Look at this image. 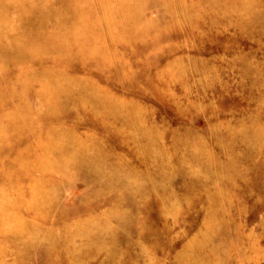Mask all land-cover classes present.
<instances>
[{
	"label": "rangeland",
	"instance_id": "374dc122",
	"mask_svg": "<svg viewBox=\"0 0 264 264\" xmlns=\"http://www.w3.org/2000/svg\"><path fill=\"white\" fill-rule=\"evenodd\" d=\"M48 2L66 22L50 48L16 42L17 10L9 0L0 6L8 28L0 37V264H264V0H68V9ZM86 88L98 98L84 99ZM60 89L71 98H59ZM61 130L90 140L68 150L86 147L89 160L102 159L101 178L55 162L49 148L67 144L54 139Z\"/></svg>",
	"mask_w": 264,
	"mask_h": 264
},
{
	"label": "bare ground",
	"instance_id": "6f19581e",
	"mask_svg": "<svg viewBox=\"0 0 264 264\" xmlns=\"http://www.w3.org/2000/svg\"><path fill=\"white\" fill-rule=\"evenodd\" d=\"M1 1H4V0H0V6H1ZM5 1H7V0H5ZM49 0H9V3H11L10 4V6H13L14 7V9H16L17 10V15H18V17H19V21H17V23L15 24V26H13L12 24L10 25V26H13L14 27V35L16 36V37H14L15 39H17L18 41H16V42H21L22 41V43H35V44H39V45H41V44H45V45H48L46 48H50V47H52V46H54V44L56 45L57 43H59L60 42V40L62 39H59V36H60V31H57V29H60V28H63V27H65L66 26V22L63 20V18L62 19H60V14H58L57 15V12H55V11H53V12H50L48 9H47V6H48V4H49V2H48ZM53 1V3H57V4H61V3H63V4H65L66 5V7H67V9H68V0H52ZM79 1V0H78ZM122 1H124V0H122ZM120 2H121V0H120ZM133 2V1H132ZM135 2V1H134ZM122 4H124V3H122ZM2 7H0V20L1 19H3L2 18V16H3V14H5V12L1 9ZM61 8V7H60ZM103 8V7H102ZM90 9V8H89ZM110 9V8H109ZM127 9V8H126ZM76 10H78V9H76ZM76 10L74 11V12H76ZM91 10V9H90ZM95 11L96 10H98V9H94ZM230 10H231V8H230ZM87 11V10H86ZM8 12V11H7ZM63 12V13H62ZM65 12H66V10H64V7L63 8H61V14H63V15H65ZM83 12H85V11H83ZM89 12V11H88ZM78 13V12H77ZM110 13H112V12H110ZM7 14V13H6ZM81 14V13H80ZM87 14V13H86ZM155 14V13H154ZM220 14V13H219ZM218 14V15H219ZM228 14V13H227ZM82 15V14H81ZM94 15V14H93ZM229 15V14H228ZM15 16H16V14H15ZM87 16V15H86ZM107 16V15H106ZM250 16V15H249ZM81 17V16H80ZM84 17V16H83ZM215 17V16H214ZM224 17H227V16H224ZM248 17V15L246 16V18ZM107 18H109V15H108V17ZM231 18H233V17H231ZM230 18V19H231ZM245 18V17H244ZM5 19H9V18H5ZM15 19V18H14ZM217 19V18H216ZM241 19H243V18H241ZM9 20H12V17H11V19H9ZM54 20V21H53ZM109 21V20H108ZM233 21V20H232ZM238 21V20H237ZM236 21V22H237ZM12 22V21H11ZM10 22V23H11ZM52 22V23H51ZM222 22V21H221ZM240 22V21H239ZM242 22V21H241ZM13 23V22H12ZM78 23V22H77ZM96 23V22H95ZM180 23H181V21H180ZM231 23V22H230ZM81 24V23H80ZM226 24V23H225ZM229 24V23H228ZM228 24H226L227 26H228ZM232 24H233V22H232ZM237 24V23H236ZM7 25V22L3 19L2 20V22L0 23V37H2L3 36V34L6 32L5 30L6 29H8V28H4L5 26ZM53 25V27H51ZM96 25L97 24H95V27H96ZM205 25H207V24H205ZM217 25V24H216ZM8 26H9V23H8ZM9 26V27H10ZM88 27H90V26H88ZM229 27V26H228ZM231 27V26H230ZM234 27V26H233ZM103 28V27H102ZM112 28V27H111ZM12 29V28H11ZM114 29V28H113ZM63 30H65L64 28H63ZM94 30V29H93ZM93 30H91V31H93ZM226 30V29H225ZM10 31V30H9ZM8 31V32H9ZM106 31V30H105ZM116 31V30H115ZM95 32V31H94ZM104 33V32H103ZM111 33L109 32V35H110ZM115 34V33H114ZM125 34V33H124ZM74 35V34H73ZM107 35V34H106ZM7 35H5V37H6ZM64 36V35H63ZM4 37V38H5ZM66 38V36H64L63 37V39H65ZM76 38V37H75ZM1 39V38H0ZM13 39V38H12ZM67 39V38H66ZM3 40V39H2ZM112 40V39H111ZM115 41V40H114ZM2 42V41H1ZM4 42V41H3ZM132 42V41H131ZM115 43V42H114ZM129 43V42H128ZM1 44V43H0ZM8 44H11V43H9L8 42ZM13 44V43H12ZM19 44H21V43H19ZM19 44H18V49L20 50V48H19ZM6 45V44H5ZM21 45H23V44H21ZM24 46V45H23ZM32 46V45H31ZM43 46V45H42ZM10 48H11V46H9ZM27 47V46H26ZM28 47H30V46H28ZM33 48V47H32ZM43 48V47H42ZM26 49V48H25ZM44 49V48H43ZM24 50V49H23ZM21 51V50H20ZM27 51V50H26ZM19 52V51H18ZM17 52V53H18ZM16 53V54H17ZM20 53H22V52H20ZM33 53V52H32ZM24 54V53H23ZM25 54H27V52L25 53ZM6 55H8V54H6ZM15 55V54H14ZM20 55V54H19ZM242 54L240 53V56H241ZM20 57H22V59H23V55L22 56H20ZM24 57H25V55H24ZM235 57H237V56H235ZM0 58H1V56H0ZM6 58V57H5ZM4 58V59H5ZM12 58H14V56H12ZM19 58V57H18ZM28 58V57H27ZM22 59H20L21 61H22ZM29 59H30V57H29ZM34 59V58H33ZM2 60V59H1ZM5 60H7V62H8V58L7 59H5ZM10 60H12V59H10ZM10 60H9V64H10ZM24 60V59H23ZM4 61V60H3ZM245 61V60H244ZM95 62V61H94ZM98 62V61H97ZM1 63H3V62H1ZM5 64V63H4ZM7 64V63H6ZM229 64H230V62H229ZM243 71V70H242ZM260 71V70H259ZM258 71V72H259ZM53 72V71H52ZM45 73V72H44ZM50 73H51V71H50ZM48 74V73H47ZM58 74H56V76H57ZM51 76V75H50ZM255 76V75H254ZM257 76V75H256ZM53 77V76H52ZM56 78V77H55ZM176 79H177V77H175ZM50 79V78H49ZM54 78H52V80H53ZM56 79H58V78H56ZM80 79V78H79ZM55 80V79H54ZM76 80V79H75ZM261 80V79H260ZM73 81H74V79H73ZM50 82H52L51 81V79H50ZM64 82V81H63ZM68 83H71L70 81H67ZM79 82V81H78ZM80 82H81V80H80ZM56 83H57V80H56ZM58 83H60V81L58 82ZM67 83V84H68ZM74 83H76L77 84V82H75L74 81ZM85 83H86V81H85ZM88 83V85H89V82H87ZM52 84V83H51ZM61 84V83H60ZM66 84V83H65ZM66 84V85H67ZM91 84V83H90ZM61 85H63V84H61ZM65 85V86H66ZM69 85V84H68ZM71 85V84H70ZM86 85V84H85ZM58 86H59V84H58ZM58 86H55L56 88L58 87ZM72 86H74V85H72ZM92 86V85H91ZM47 87V86H46ZM52 87V86H51ZM53 87H54V85H53ZM71 86H68V88L66 89V90H68L69 88H70ZM60 88H61V86H60ZM74 88H75V86H74ZM91 89H92V87H90ZM90 88H86L87 90H83V92H81V95H83V97H84V99H91V98H93L95 95H94V92H93V90H89ZM69 90H71V89H69ZM73 90V89H72ZM71 90V91H72ZM148 90H150V89H148ZM56 91V90H55ZM70 91V92H71ZM104 91H107V90H104ZM147 91V90H146ZM152 91V90H151ZM65 91L63 90V89H60V95L62 94V93H64ZM75 92V91H74ZM72 93L73 94V96H75L74 94L75 93ZM79 92L80 91H78L77 93L79 94ZM108 92V91H107ZM259 92V91H258ZM59 93H57V94H59ZM100 93H102V92H100ZM152 93V92H151ZM172 93V92H171ZM71 93H64V94H62L61 96L59 95V98L60 97H64V98H67L68 99V97H69V95H70ZM105 94V93H104ZM80 95V94H79ZM78 95V96H79ZM100 95V94H99ZM77 96V97H78ZM100 96H103V95H100ZM115 96V95H114ZM113 96V97H114ZM76 97V96H75ZM74 97V98H75ZM80 97V96H79ZM78 97V98H79ZM116 97H118V96H116ZM69 98H71V97H69ZM77 98V99H78ZM96 98H98V96L96 97L95 96V98L94 99H96ZM102 98V97H101ZM100 98V99H101ZM81 99V98H80ZM105 99H107V98H105ZM104 99V100H105ZM114 99V98H113ZM132 99H133V97H132ZM61 100V99H60ZM72 100H74L73 98H72ZM83 100V99H82ZM93 100V99H92ZM102 100V99H101ZM133 100H135V99H133ZM57 101H58V99H57ZM79 101V100H78ZM131 101V100H130ZM40 102H42V101H40ZM63 102V101H62ZM67 101H65V102H63V103H66ZM69 102H71V101H69ZM68 102V103H69ZM76 102H77V100H76ZM85 102V101H84ZM126 102V101H125ZM259 102V101H258ZM257 102V103H258ZM43 103V102H42ZM59 103H60V101H59ZM75 103V102H74ZM79 103H80V101H79ZM79 103H76L77 104V106L79 105ZM87 103V102H86ZM89 103V102H88ZM104 103V102H103ZM118 103H120V101L118 102ZM123 103V102H122ZM128 103H130L129 101H128ZM133 102H131V105L133 106V104H132ZM260 103V102H259ZM61 104V103H60ZM73 104V103H72ZM75 104V105H76ZM91 104H93V103H90V105ZM97 104H99V103H97ZM109 104H111V103H109ZM108 104V105H109ZM114 104H115V102H114ZM113 104V105H114ZM117 104V103H116ZM125 104V103H124ZM140 104V103H139ZM138 104V105H139ZM24 105H26V104H24ZM32 105V104H31ZM30 105V106H31ZM42 104H40V106H41ZM48 105H50L49 103H48ZM58 105V104H57ZM81 105H83V104H81ZM88 105V104H87ZM86 105V106H87ZM102 105V104H101ZM107 105V104H106ZM105 105V106H106ZM108 105H107V107H108ZM126 105H127V102H126ZM126 105H124V106H126ZM130 105V104H129ZM128 105V106H129ZM26 106H28V105H26ZM25 106V107H26ZM29 106V107H30ZM43 106V105H42ZM51 106V105H50ZM53 106V105H52ZM84 106V105H83ZM93 106H94V104H93ZM115 106H118V105H115ZM128 106H126V107H128ZM142 106V105H141ZM28 107V108H29ZM45 107V106H44ZM43 107V108H44ZM46 107H49V106H47L46 105ZM60 107V106H59ZM63 107V106H62ZM67 107V106H66ZM98 107H100V106H98ZM114 107V106H113ZM121 107V106H120ZM136 107V106H135ZM132 108L133 110H135L136 108ZM31 108V107H30ZM29 108V109H30ZM57 108V107H56ZM91 108V107H90ZM89 108V109H90ZM110 108V107H109ZM112 108V107H111ZM116 108V107H115ZM26 109V108H25ZM28 109V110H29ZM41 109V108H40ZM75 109V108H74ZM98 109V108H97ZM103 109H105L104 107H103ZM103 109H102V112H103ZM139 109V108H138ZM19 110H21V109H19ZM24 110V109H23ZM23 110H22V112H23ZM36 110V109H35ZM38 110V109H37ZM44 110V109H43ZM61 110H63V109H61ZM76 110V109H75ZM74 110V111H75ZM115 110V109H114ZM140 110V109H139ZM30 111H31V109H30ZM34 111V110H33ZM46 111V110H45ZM85 111V110H84ZM123 111V110H122ZM131 111V110H130ZM53 112V111H52ZM65 112H68V111H64V113ZM73 112V111H72ZM77 112V111H76ZM79 112V111H78ZM98 112H100V111H98ZM105 112V114H106V116L105 117H110V112H106V111H104ZM125 112V111H124ZM135 112V111H134ZM31 113V112H30ZM40 113H41V111H40ZM71 113V112H70ZM82 113V112H81ZM97 113V112H96ZM120 113H121V111H120ZM132 113V112H131ZM139 114H140V112H138ZM23 114H24V112H23ZM33 114H35V113H33ZM47 114H48V112H47ZM76 114V113H75ZM86 114V113H85ZM101 114V113H100ZM119 114V113H118ZM122 114V113H121ZM124 114V113H123ZM126 114V113H125ZM125 114L123 115V117L125 116ZM133 114V113H132ZM137 114V113H136ZM139 114H137V115H139ZM40 115H42L43 116V114L41 113V114H39V116ZM60 115H61V112H60ZM65 115V114H64ZM81 115V114H80ZM87 115V114H86ZM112 115V114H111ZM116 115H117V113H116ZM22 116V115H21ZM24 116V115H23ZM28 116V115H27ZM27 116L25 115L24 117L25 118H27ZM34 116V115H33ZM33 116H28V117H32L33 118ZM84 116V115H83ZM102 116V115H101ZM113 116V115H112ZM126 116H128V115H126ZM133 116H134V114H133ZM23 117V118H24ZM54 117V116H53ZM60 117V116H59ZM113 117H115V116H113ZM129 117V116H128ZM135 117V116H134ZM140 117V116H139ZM22 118V117H21ZM20 118V119H21ZM82 118V117H81ZM103 118V117H102ZM129 118H131V117H129ZM128 118V119H129ZM19 119V118H18ZM85 119H88L87 117L85 118ZM97 119V118H96ZM95 119V120H96ZM107 122H108V119L107 118H104ZM124 119H127V117L125 118L124 117ZM132 120H133V118H131ZM135 119H137V117L135 118ZM249 119V118H248ZM27 120H28V118H27ZM104 120V121H105ZM113 120V119H112ZM111 120V121H112ZM116 120V119H115ZM21 121V120H20ZM110 121V122H111ZM117 121H119V119L117 120ZM126 121V120H125ZM79 122V121H78ZM98 122V121H97ZM113 122V121H112ZM109 123V124H111V126H115V124H116V122H115V124H113V123ZM122 122V121H121ZM128 122V121H127ZM134 122V121H133ZM139 122H140V120H139ZM144 122H145V120H144ZM123 123V122H122ZM132 123V122H131ZM130 122H129V128L131 127L132 128V124H131ZM142 123H143V121H142ZM141 123V124H142ZM127 124V123H126ZM135 124V123H134ZM117 125V124H116ZM29 126V125H28ZM136 126H139V125H137V121H136ZM141 126V125H140ZM27 128V127H26ZM115 128V127H114ZM130 128V129H131ZM134 128H136V127H134ZM242 128V127H241ZM256 128V127H255ZM121 129H123V128H121ZM128 129V128H127ZM96 130V129H95ZM132 130V129H131ZM134 130V129H133ZM90 131V130H89ZM92 131V130H91ZM31 132V131H30ZM50 132V131H49ZM51 132H52V130H51ZM57 132V131H56ZM60 133H63V135L64 136H62L61 137V134ZM60 133H59V131H58V133L57 134H60V136H55L54 137V139H56V140H58V141H60L61 139L62 140H64L67 144L65 145L64 143H61V144H58V143H56V144H54L53 143V146L54 147H50L49 149H53V152L52 151H50V150H48L49 152H52V153H54V150H55V152H57L58 153V158L56 159V158H53V161H55L54 159H56V161L55 162H58V161H62V160H65L66 162L68 161V162H71L72 163V161H73V163H74V165L77 167V166H80L79 168H81L82 170H85V171H87L89 174H91V175H94V176H99V178H101L102 177V171H104L103 170V168H102V165H101V163H102V159H99V158H96V159H93V157L92 158H90V160H89V154H90V151H88L89 152V154L87 155V152L86 151H84L85 149H86V147L85 148H82L81 147V151L79 150V152H78V150H77V154H76V151L74 152V154H73V152H69V150H70V148L72 147V144H73V141L74 142H77V143H79V145H80V143H82L83 141H88L89 139H86V140H84L79 134H77V132H75V136H73V135H71L69 132V135H66L62 130L60 131ZM86 133V132H85ZM93 133H94V131H93ZM97 133V132H96ZM126 133H128V132H126ZM125 133V134H126ZM152 133H153V131H152ZM10 134H12V133H10ZM30 134V133H29ZM81 134V133H80ZM131 134H133L134 135V132L133 133H131ZM147 134L149 135L148 136V138L150 137V134L147 132ZM251 134V133H250ZM23 135V134H22ZM47 135V134H46ZM45 135V136H46ZM53 135H56L55 133L53 134ZM90 135V134H89ZM128 135V134H127ZM145 135V134H144ZM246 135V134H245ZM11 136V135H10ZM20 136V135H19ZM18 136V137H19ZM40 136V135H39ZM92 136V135H91ZM96 136V135H95ZM140 136V135H139ZM147 136V135H146ZM99 137V136H98ZM133 137V136H132ZM136 137V136H135ZM251 137V136H250ZM9 138V137H8ZM40 138V137H39ZM91 138V137H90ZM93 138V137H92ZM105 138V137H104ZM129 138H130V136H129ZM138 138V137H137ZM243 139H245L244 137H242ZM254 138V137H253ZM41 139V138H40ZM95 139H97L96 137H95ZM140 139V138H139ZM149 139H151V137L149 138ZM153 139V138H152ZM252 139V138H251ZM250 139V140H251ZM9 140V139H8ZM13 140H15V139H13ZM21 140V139H20ZM19 140V141H20ZM124 140V139H123ZM132 140V139H131ZM17 141H18V139H17ZM57 141V142H58ZM90 141V140H89ZM97 141V140H96ZM133 141V140H132ZM148 141V140H147ZM151 141V140H150ZM245 142H246V140H244ZM3 142V141H2ZM22 142V141H21ZM254 142V141H253ZM4 143V142H3ZM15 143V142H14ZM39 143H41V142H39ZM103 143H104V141H103ZM138 143H139V141H138ZM244 143V142H243ZM246 143H248V141L246 142ZM250 143V142H249ZM248 143V144H249ZM18 144V143H17ZM44 144V143H43ZM48 144V143H47ZM75 144V143H74ZM85 144H86V142H85ZM105 144V143H104ZM137 144V143H136ZM247 144V145H248ZM2 145V144H1ZM5 145H6V143H5ZM5 145H3V146H5ZM11 145H13V144H11ZM40 145V144H39ZM49 145V144H48ZM93 145L94 144H92L91 145V147H93ZM135 145V144H134ZM255 145V144H254ZM28 146V145H27ZM74 146V145H73ZM76 146V145H75ZM81 146V145H80ZM83 146V145H82ZM86 146V145H85ZM130 146V145H129ZM137 146V145H136ZM152 146H155V145H152ZM151 146V147H152ZM251 146V145H250ZM255 146H258V145H255ZM254 146V147H255ZM11 147V146H10ZM10 147H3V148H10ZM25 147V146H24ZM40 147V146H39ZM44 147H46V146H44ZM68 147H69V150H68ZM77 148H78V146H76ZM91 147H90V150H91ZM139 147V146H138ZM1 148H2V146H1ZM34 148V147H33ZM36 148V147H35ZM41 148V147H40ZM95 148H96V146H95ZM99 148V147H98ZM258 148H260V145H259V147ZM257 148V150H259ZM27 149V148H26ZM29 149V148H28ZM28 149L26 150V151H28ZM37 149V148H36ZM35 149V150H36ZM78 149H80V148H78ZM89 149V148H88ZM93 149V148H92ZM97 149V148H96ZM140 149V148H139ZM153 149V148H152ZM154 149H156V147H154ZM160 149V148H159ZM174 149V148H173ZM10 150V149H9ZM39 150V149H38ZM47 150V149H46ZM72 150V149H71ZM140 150H143V148H141ZM140 150H138L139 152H140ZM251 150V149H250ZM256 150V151H257ZM0 151H2V150H0ZM98 151V149L95 151L94 150V152H97ZM100 151H101V148H100ZM100 151H98V152H100ZM156 151H158V150H156ZM261 151V150H260ZM28 152H31L30 150L28 151ZM35 152V151H34ZM105 152V151H104ZM152 152H154V151H152ZM161 152V150L159 151V153ZM262 152V151H261ZM21 153H22V151H21ZM44 153V152H43ZM42 152H41V154H43ZM100 153H102V152H100ZM99 153V154H100ZM141 153V152H140ZM158 153V152H157ZM163 153V152H162ZM175 153H176V151H175ZM51 154V153H50ZM152 154H154V153H152ZM155 154H156V152H155ZM249 154V153H248ZM252 154H253V152H252ZM256 154V153H255ZM137 155V154H136ZM157 156H158V154H156ZM164 155V154H163ZM259 155V154H258ZM264 155V154H263ZM39 156V155H38ZM38 156H36V157H38ZM50 156V155H49ZM54 156V155H53ZM52 156V157H53ZM73 156V157H72ZM139 156V155H138ZM142 156V155H141ZM43 157V156H42ZM41 157V158H42ZM101 157H103V154H102V156ZM122 157V156H121ZM247 157V156H246ZM39 158V157H38ZM142 158V157H141ZM156 158V157H155ZM250 158V157H249ZM258 158H260V157H258ZM49 159H51L50 157H49ZM105 159V158H104ZM29 160V159H28ZM33 160V159H32ZM46 160V159H45ZM106 160V159H105ZM256 160V159H255ZM50 161V160H49ZM63 162V161H62ZM61 162V163H62ZM104 162H107V161H104ZM247 162H248V158H247ZM3 163V162H2ZM52 163V162H51ZM57 164H59V163H57ZM104 164V163H103ZM216 164V163H215ZM60 165H62V164H60ZM108 165V164H107ZM52 166V165H51ZM53 166H55V164H53ZM68 166H69V164H68ZM106 166V165H105ZM253 166V165H252ZM256 166V165H255ZM254 166V167H255ZM60 167V166H59ZM70 167V166H69ZM68 167V168H69ZM126 167H128V166H126ZM9 168V167H8ZM61 168V170L62 169H64V170H66L65 168H67V167H65V168H63V167H60ZM120 168V167H119ZM133 168V167H132ZM256 168V167H255ZM51 169L53 170V171H55L54 169H53V167H51ZM112 169L114 170L115 168L114 167H112ZM125 169V168H124ZM135 169V168H134ZM194 169V168H193ZM217 169V168H216ZM215 169V170H216ZM108 170V169H107ZM130 170H131V168H130ZM136 170V169H135ZM63 171V170H62ZM68 171V170H67ZM116 171V170H115ZM118 171H120V170H118ZM122 171V170H121ZM128 171H129V169H128ZM132 171H134V170H132ZM173 171V170H172ZM225 171V170H224ZM9 172H10V170H9ZM137 172V175L139 176V174H138V171H136ZM201 172V171H200ZM217 172H219L218 170H217ZM8 173V172H7ZM69 173V172H68ZM71 173H72V171H71ZM112 173H114V172H112ZM131 173V172H130ZM216 173V172H215ZM227 173L228 172H226V176H227ZM235 173V172H234ZM70 174V173H69ZM120 174V173H119ZM123 174V173H122ZM122 174H121V176H122ZM149 174V173H148ZM207 174V173H206ZM209 174V173H208ZM210 174H212V171H211V173ZM236 175H237V173H235ZM65 175V174H64ZM114 175V174H113ZM135 175V174H134ZM136 175V176H137ZM222 175V174H221ZM229 175H230V173H229ZM231 175H232V173H231ZM101 176V177H100ZM208 176V175H207ZM210 176V175H209ZM215 176V175H214ZM235 176V175H234ZM34 177V176H33ZM116 177H117V175H116ZM119 177V176H118ZM124 177H125V175H124ZM129 178H130V176H128ZM235 177H238V175L237 176H235ZM242 177V176H241ZM120 178V177H119ZM122 178V177H121ZM127 178V177H126ZM139 178V177H138ZM217 178V177H216ZM227 178V177H226ZM233 178V177H232ZM231 178V179H232ZM96 179V178H95ZM134 179V178H133ZM220 179V178H219ZM231 179L229 180V181H231ZM30 180L32 181L33 180V178H30ZM103 180H104V178H103ZM120 180H122V179H120ZM129 180V179H128ZM132 180V179H131ZM138 180V179H137ZM156 180V179H155ZM221 180V179H220ZM38 181V180H37ZM95 181V180H94ZM114 181H115V183H116V180L114 179ZM122 181H124V180H122ZM130 181V180H129ZM153 181V180H152ZM159 181V180H158ZM248 181V180H247ZM21 182V181H20ZM19 182V183H20ZM38 182H40V181H38ZM44 182V181H43ZM141 182V181H140ZM213 182L214 183H216L214 180H213ZM80 183V182H79ZM86 183V182H85ZM121 183V182H120ZM119 183V184H120ZM125 183H127L126 181H125ZM132 183V182H131ZM135 183V182H134ZM134 183H132V184H134ZM137 183H138V181H137ZM152 183H154V182H152ZM151 183V184H152ZM159 183L161 184V183H164V181L163 182H160L159 181ZM166 183V182H165ZM164 183V184H165ZM213 183V184H214ZM32 184H33V181H32ZM46 184V183H45ZM84 184V183H83ZM117 184V183H116ZM128 184V183H127ZM141 184H142V182H141ZM140 184V185H141ZM159 184V185H160ZM200 184V183H199ZM249 184V183H248ZM247 184V185H248ZM20 185V184H19ZM34 185V184H33ZM32 185V186H33ZM39 186H40V184H38ZM37 185V186H38ZM112 185V184H111ZM114 185V184H113ZM130 185V184H129ZM135 185V184H134ZM137 186H139L138 184H136ZM143 185V184H142ZM141 185V186H142ZM153 186H154V184H152ZM42 186H44V185H42ZM85 186V185H84ZM128 186V185H127ZM126 185H125V187H127ZM213 186V185H212ZM47 187H50V186H47ZM46 187V188H47ZM159 187H161V186H159ZM164 187V186H163ZM166 187V186H165ZM164 187V188H165ZM214 187V186H213ZM51 188V187H50ZM114 188H115V186H114ZM128 188V187H127ZM130 188H131V186H130ZM136 188V187H135ZM158 188V187H157ZM164 188H162V189H164ZM168 188V187H167ZM41 189H45V188H42V187H40V190ZM126 189V188H125ZM160 189V188H159ZM211 189V188H210ZM215 189H216V186H215ZM214 189V190H215ZM25 190V189H24ZM34 190H36V189H34ZM154 190V189H153ZM165 190V189H164ZM163 190V192H165ZM208 190V189H207ZM212 190V189H211ZM213 190V191H214ZM20 192L21 191H23V190H19ZM42 192H45V190L43 191V190H41ZM124 191V190H123ZM136 191V190H135ZM191 191V190H190ZM203 191V190H202ZM218 190H216V192H217ZM50 192V191H49ZM56 192V191H55ZM129 192V191H128ZM131 192V191H130ZM133 193H134V191H132ZM138 192V191H137ZM1 193H3V192H1ZM54 193V192H53ZM155 193V192H154ZM161 193V192H160ZM159 193V194H160ZM209 193V192H208ZM207 193V194H208ZM18 194H19V192H18ZM25 194V193H24ZM29 194V193H28ZM43 194V193H42ZM51 194H52V192H51ZM135 194V193H134ZM165 194V193H164ZM211 194H213V193H211ZM217 194V193H216ZM6 195V194H5ZM45 195H46V193H45ZM122 195V194H121ZM123 195H124V193H123ZM158 195V194H157ZM163 195V194H162ZM168 195V194H167ZM170 195V194H169ZM168 195V197H170ZM193 195V194H192ZM195 195V194H194ZM4 196V195H3ZM25 196V195H24ZM23 196V197H24ZM51 196V195H50ZM57 195H55V197H56ZM181 196H183V195H181ZM215 196V195H214ZM0 197H1V195H0ZM6 197V196H5ZM43 197V196H42ZM54 197V196H53ZM59 197V196H58ZM156 197V196H155ZM160 197V196H159ZM162 197H164V195L162 196ZM166 197V196H165ZM185 197V196H184ZM216 197V196H215ZM4 198V197H3ZM52 198V196L50 197V199ZM122 198V197H121ZM120 198V199H121ZM171 198V197H170ZM210 198V197H209ZM217 198V197H216ZM18 199V198H17ZM49 199V200H50ZM90 199H91V197H90ZM140 199V198H139ZM165 199V198H164ZM180 199V198H179ZM178 199V200H179ZM186 200H187V198H185ZM190 199H191V197H190ZM211 199V198H210ZM217 199H219V198H217ZM216 199V200H217ZM221 199V198H220ZM225 199V198H224ZM23 200V199H22ZM25 200H27V199H25ZM41 200H45L46 201V199H44V198H42ZM125 200V199H124ZM163 199L161 198V201H162ZM166 200H168V199H166ZM174 200V199H173ZM185 200V202H188V201H186ZM212 200V199H211ZM215 200V201H216ZM3 201V200H2ZM55 201V200H54ZM58 201V199L56 200V202ZM169 201V200H168ZM177 201V200H176ZM180 201V200H179ZM192 201V200H191ZM190 201V202H191ZM210 201V200H209ZM4 202V201H3ZM8 202H9V200H8ZM31 202V201H30ZM50 202V201H49ZM126 202V201H125ZM162 202H164V201H162ZM170 202V201H169ZM180 202H182V199H181V201ZM5 203V202H4ZM3 203V204H4ZM13 203V202H12ZM19 203H20V201H19ZM28 203V202H27ZM120 203V202H119ZM122 203H123V199H122ZM167 203V202H166ZM31 204V203H30ZM124 204V203H123ZM165 204V203H164ZM168 204V203H167ZM174 204V203H173ZM203 204V203H202ZM6 205H8V204H6ZM26 205V204H25ZM99 205V204H98ZM122 205V204H121ZM142 205V204H141ZM160 205V204H159ZM166 205V204H165ZM175 205V204H174ZM183 205V204H182ZM188 205H189V203H188ZM9 206V205H8ZM27 206H29L28 204H27ZM30 206H32V205H30ZM49 206V205H48ZM54 206V205H53ZM56 206V205H55ZM119 206V205H118ZM170 206V205H169ZM50 207V209H51V206H49ZM139 207H140V205H139ZM159 207V206H158ZM215 207V206H214ZM225 207V206H224ZM2 208V207H1ZM37 208H38V206H37ZM209 208H211V207H209ZM208 208V209H209ZM8 209V208H7ZM11 209V208H10ZM123 209V208H122ZM179 209H183V208H179ZM208 209H206V210H208ZM15 210V209H14ZM30 210V209H29ZM36 210V209H35ZM155 210V209H154ZM161 211H162V213L163 214H165L166 213V208H164L163 206H162V208L160 209ZM218 210H221V209H218ZM23 211V210H22ZM48 211V210H47ZM123 211V210H122ZM170 211V210H169ZM212 211H213V209H212ZM217 211V210H216ZM21 212V211H20ZM171 212V211H170ZM208 212H209V210H208ZM220 212V211H219ZM7 213V212H6ZM9 213V212H8ZM7 213V214H8ZM100 213V212H99ZM158 213V212H157ZM172 213V212H171ZM175 213V212H174ZM210 213V212H209ZM216 213V212H215ZM94 214V213H93ZM98 214V213H97ZM97 214H94V215H97ZM124 214V213H123ZM135 214V213H134ZM22 215V214H21ZM101 215H102V213H101ZM100 215V216H101ZM114 215V214H113ZM127 215V214H126ZM136 215V214H135ZM210 215H212V214H210ZM89 216H90V214H89ZM112 216V215H111ZM128 216V215H127ZM180 216V215H179ZM186 216V215H185ZM1 217V216H0ZM181 217H183V216H181ZM214 217V216H213ZM103 218V217H102ZM110 218V217H109ZM117 218V217H116ZM115 218V219H116ZM119 218V217H118ZM212 218V217H211ZM215 218V217H214ZM120 219H122V218H120ZM119 219V220H120ZM127 219V218H126ZM178 219V218H177ZM177 219H175V220H177ZM206 219V218H205ZM209 219H210V217H209ZM208 218H207V220H209ZM213 219V218H212ZM4 220H5V218H4ZM105 220V219H104ZM125 220V219H124ZM181 220V219H180ZM203 220V219H202ZM201 220V221H202ZM214 220H216V219H214ZM1 221H3V220H1ZM6 221H8V220H6ZM102 221V220H101ZM106 221V220H105ZM105 221L103 222V224L105 223ZM113 221V220H112ZM127 221V220H126ZM126 221H125V223H126ZM150 221V220H149ZM166 221V220H165ZM185 221V220H184ZM191 222H193L192 220H190ZM5 222V221H4ZM11 222V221H10ZM121 222H122V220H121ZM128 222V221H127ZM152 222V221H151ZM155 222V221H154ZM171 222H172V220H171ZM178 222V221H177ZM187 222V221H186ZM2 224H3V222H1ZM111 223V222H110ZM164 223H167V222H164ZM182 223V222H181ZM206 223V222H205ZM211 223H213V222H211ZM217 223H218V221H217ZM23 224H25V223H23ZM100 224H102V223H100ZM105 224H108V223H105ZM111 224H113V225H115L114 223H111ZM117 224H119V221H118V223ZM116 224V225H117ZM122 224H124V223H122ZM122 224H120V225H122ZM157 224V223H156ZM188 224V223H187ZM191 223H189V225H190ZM214 224V223H213ZM11 225V224H10ZM26 225V224H25ZM39 225V224H38ZM98 225V224H97ZM109 225V224H108ZM115 225V227H117ZM119 225V226H120ZM173 225V224H172ZM192 225V224H191ZM210 225V224H209ZM24 226V225H23ZM111 227H112V225H110ZM158 226V225H157ZM170 226V225H169ZM176 226V225H175ZM186 226V225H185ZM184 226V227H185ZM212 226V225H211ZM243 226V225H242ZM39 227V226H38ZM124 227V226H123ZM160 227H162V226H160ZM159 227V228H160ZM177 227V226H176ZM194 227V226H193ZM201 227V226H200ZM2 228V227H1ZM20 228V227H19ZM96 228V227H95ZM118 229H119V227H117ZM120 228H121V226H120ZM125 228V227H124ZM209 228H210V226H209ZM208 228V229H209ZM217 228V227H216ZM14 229V228H13ZM23 229V228H22ZM112 229V228H111ZM199 229V228H198ZM200 229H202V228H200ZM5 230V229H4ZM25 230V229H24ZM123 230V229H122ZM121 230V231H122ZM203 230V229H202ZM213 230V229H212ZM241 230V229H240ZM17 231H19L18 229H17ZM39 231V230H38ZM93 231V230H92ZM114 231V230H113ZM127 231V230H126ZM210 231V230H209ZM25 232V231H24ZM28 232V231H27ZM41 232H43V231H40V233ZM94 232V231H93ZM112 232V231H111ZM116 232H118V231H116ZM128 232V231H127ZM130 232H131V230H130ZM174 232V231H173ZM198 232V231H197ZM240 232V231H239ZM242 232V231H241ZM1 233V232H0ZM4 233V232H3ZM14 233V232H13ZM21 233V232H20ZM114 233V232H113ZM124 233H126V232H124ZM129 233V232H128ZM209 233V232H208ZM30 234H32V233H30ZM67 234V233H66ZM94 234V233H93ZM97 234V233H96ZM105 234V233H104ZM140 234V233H139ZM142 234V233H141ZM152 233H150V235H151ZM198 234H201V233H199L198 232ZM216 234H217V232H216ZM5 235V234H4ZM28 235V234H27ZM40 234H38V236H39ZM92 235V234H91ZM107 235V234H106ZM109 235V234H108ZM119 235V234H118ZM130 235H131V233H130ZM129 235V236H130ZM150 235H149V237H150ZM154 235V234H153ZM184 235V234H183ZM202 235V234H201ZM100 236H102V235H100ZM100 236H99V238H100ZM110 236V235H109ZM111 236H113V235H111ZM132 236V235H131ZM197 236V235H196ZM208 236H210V235H208ZM216 236V235H215ZM30 237V236H29ZM115 237H116V234H115ZM155 237V236H154ZM161 237V236H160ZM205 237H207V236H205ZM204 237V238H205ZM24 238H26L25 240H27L28 238L27 237H24ZM31 238V237H30ZM71 238V237H70ZM69 238V239H70ZM132 238V237H131ZM139 238H141L140 237V235H139V237H138V239ZM67 239V238H66ZM80 239V238H79ZM111 239V238H110ZM116 239H118V238H116ZM176 239V238H175ZM2 240V239H1ZM35 240H36V238H35ZM68 240V239H67ZM78 240V239H77ZM76 240V241H77ZM92 240V239H91ZM101 240V239H100ZM103 240V239H102ZM104 240H107V239H105L104 238ZM119 240V239H118ZM131 240V239H130ZM129 240V241H130ZM157 240V239H156ZM194 240V239H193ZM22 241V240H21ZM38 241V240H37ZM46 241V240H45ZM44 241V242H45ZM79 241V240H78ZM81 241V240H80ZM86 241V239L83 241V242H85ZM89 241H90V238H89ZM88 241V242H89ZM112 241V240H111ZM128 241V242H129ZM140 241V240H139ZM138 241V242H139ZM142 241H144V240H142ZM28 242V241H27ZM42 242V241H41ZM54 242V241H53ZM82 242V241H81ZM87 242V241H86ZM85 242V243H86ZM91 242V241H90ZM95 242V241H94ZM110 242V241H109ZM120 242V241H119ZM153 242H154V240H153ZM159 242V241H158ZM1 243V242H0ZM37 243V242H36ZM97 243H99V242H97ZM97 243H96V245H97ZM102 243V242H101ZM104 243V242H103ZM102 243V244H103ZM111 243V242H110ZM122 243V242H121ZM130 243H131V241H130ZM134 243V242H133ZM141 243V242H140ZM29 244V243H28ZM43 244V243H42ZM90 244H92V243H90ZM108 244V243H107ZM134 244H137L136 242L134 243ZM231 244H233V243H231ZM238 243H236V245H237ZM253 244V243H252ZM8 245L10 246V244L8 243ZM37 245H39V243L37 244ZM37 245H35V246H37ZM40 245H41V243H40ZM55 245H57V244H55ZM73 245V244H72ZM80 245V244H79ZM121 245V244H120ZM123 245V244H122ZM130 245V244H129ZM157 245V244H156ZM164 245V244H163ZM235 245V244H234ZM234 245L232 246V247H234ZM246 245V244H245ZM7 246V245H6ZM102 246V245H101ZM119 246V245H118ZM124 246V245H123ZM154 246V245H153ZM239 246H240V243H239ZM241 246H243V245H241ZM12 247V246H11ZM39 247V246H38ZM54 247V246H53ZM74 247V246H73ZM92 247H93V245H92ZM108 246L106 245V248H107ZM158 247H159V245H158ZM16 248V247H15ZM60 248V247H59ZM94 248V247H93ZM96 248H100V247H96ZM105 248V249H106ZM109 248V247H108ZM107 248V249H108ZM131 248V247H130ZM153 247H151L150 249H152ZM235 248V247H234ZM238 248V247H237ZM240 248V247H239ZM245 248V247H244ZM250 248V247H249ZM248 248V250L249 251H251L250 249ZM254 248V247H253ZM0 249H1V247H0ZM6 249V247L4 248V250ZM8 249V248H7ZM58 249V248H57ZM88 250L90 249V248H87ZM111 249V248H110ZM118 249V248H117ZM126 250H127V248H125ZM255 249V248H254ZM85 250H86V248H85ZM130 250V249H129ZM155 250V249H154ZM157 250V249H156ZM14 251V250H13ZM27 251V250H26ZM52 251V250H51ZM56 251V250H55ZM131 251V250H130ZM177 251V250H176ZM178 251H179V249H178ZM241 251V250H240ZM258 251V250H257ZM1 252V251H0ZM5 252L7 253L8 251H6L5 250ZM4 252V253H5ZM18 252H20L19 250H18ZM32 252V251H31ZM66 252V251H65ZM65 252H64V254H65ZM90 252H92V251H90ZM104 252V251H103ZM125 252V251H124ZM152 252V251H151ZM233 252V251H232ZM241 252H243V251H241ZM247 252V251H246ZM16 253V252H15ZM37 253V252H36ZM153 253V252H152ZM151 253V254H152ZM177 253V252H176ZM243 253H245V252H243ZM11 254H12V252H11ZM29 254V253H28ZM58 254V253H57ZM84 254V253H83ZM91 255H92V253H90ZM100 254V253H99ZM102 254V253H101ZM125 254V253H124ZM156 254V253H155ZM237 254V253H236ZM246 254V253H245ZM249 254V253H248ZM262 254V253H261ZM9 255V254H8ZM13 255V254H12ZM37 255V254H36ZM56 255V254H55ZM244 255V254H243ZM11 256V255H10ZM51 256V255H50ZM72 256V255H71ZM83 256V255H82ZM88 256H89V253H88ZM229 256H231L230 254H229ZM90 257H92V256H90ZM95 257V256H94ZM158 257V256H157ZM262 257V256H261ZM1 258V257H0ZM4 258V257H3ZM58 258H60V257H58ZM83 259H84V256L82 257ZM162 257H160V259H161ZM5 259V258H4ZM19 259V258H18ZM25 259V258H24ZM51 259H53V258H51ZM89 259V258H88ZM20 260V259H19ZM26 260V259H25ZM68 260V259H67ZM7 261V260H6ZM9 261V260H8ZM7 261V262H8ZM49 261H50V259H49ZM55 261V260H54ZM53 261V262H54ZM93 261V260H92ZM6 262V263H7ZM155 262V261H154ZM4 264H6L5 262H3ZM27 263H29V262H27ZM26 263V264H27ZM55 263V262H54ZM53 263V264H54ZM88 263V262H87ZM86 262H85V264H87ZM174 263V262H173ZM18 264V263H17ZM45 264V263H44ZM122 264H124V263H122ZM156 264H158V262L156 263Z\"/></svg>",
	"mask_w": 264,
	"mask_h": 264
}]
</instances>
